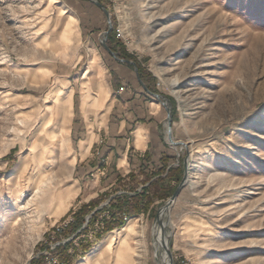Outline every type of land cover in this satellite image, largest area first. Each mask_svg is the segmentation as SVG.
Here are the masks:
<instances>
[{"label":"rangeland","instance_id":"374dc122","mask_svg":"<svg viewBox=\"0 0 264 264\" xmlns=\"http://www.w3.org/2000/svg\"><path fill=\"white\" fill-rule=\"evenodd\" d=\"M93 47L95 82L83 84ZM69 90L34 188L19 167ZM118 97L139 105L130 127L150 153L139 178L108 186L105 131L129 112ZM167 110L185 145L168 141ZM56 185L77 193L49 206ZM129 222L91 264H264V0H0V264H82Z\"/></svg>","mask_w":264,"mask_h":264},{"label":"bare ground","instance_id":"6f19581e","mask_svg":"<svg viewBox=\"0 0 264 264\" xmlns=\"http://www.w3.org/2000/svg\"><path fill=\"white\" fill-rule=\"evenodd\" d=\"M69 21H71V18H69V17L64 18V24H63L64 29H66V26L69 23ZM88 55L90 56V59H89V62L85 66V73H87V76L85 77L83 84H86L87 81L88 82L91 81V83L95 82L94 70H95V67L97 64L98 52L96 51V49L94 47L89 48V54ZM98 82H100V85H101L99 87L100 88L103 87L101 80L98 79ZM94 93H97V92H94ZM70 94H71V90L64 92L62 95H60L56 98L55 104L57 107L59 106L58 110L56 112V123L51 124L50 126L46 125V123H45L34 134H32L31 139H30L29 151L26 152V154L23 156V159H22L23 164H22V166L19 167L20 174H22L23 176H26V179L28 180V182L29 181L32 182L34 188L37 187L36 185H38L40 182H42L45 179V177L47 176L48 171H49L48 166H49V164H51V161H50L49 157H47V156L51 155L52 149H49L46 152L44 150V148H42L43 142L41 141V138L44 135H46L49 138H52L54 136V132L57 128L56 127L57 124L60 127H63V125L67 124L69 116L66 114H63L61 108L65 104H68V106L71 105ZM87 96H89V94ZM104 96H105V94H102L99 96L95 95L94 101L97 102L99 105H106L105 109L107 111L110 107V103L106 104ZM99 117L101 120H103L105 118V113H102ZM52 146L53 145H51L50 147H52ZM190 171H191V165H189L187 172L189 173ZM58 187L59 186L49 187V189L47 190V196L44 197V201L46 203H48L49 206L58 204V202L60 200H63V198L65 200L69 196V193L74 191V190H75V193H77L76 192L77 189L73 188L72 186H71L72 188H69L66 191L60 190V188H58ZM15 217H17V216H14V218ZM12 221L16 222L17 219L15 218V220H12ZM131 227H132V222H129L121 230H117V232H115V234L111 233V235L108 236L107 238H105L104 241L100 244V246L97 249H95L89 253L88 258L82 264H91L92 257H96L98 255V252L100 249H104V247L106 248V244H105L106 242H110V240H112L116 237L120 238V236H121L120 233L122 231H124V232L126 231L127 233L130 232ZM123 235H125V234H123ZM127 237H129V235H127ZM123 245H126V246H123ZM127 245L128 244L126 243V241L122 240L118 245L117 254L120 255L121 254L120 252H125L128 249Z\"/></svg>","mask_w":264,"mask_h":264},{"label":"crops","instance_id":"0c3cea01","mask_svg":"<svg viewBox=\"0 0 264 264\" xmlns=\"http://www.w3.org/2000/svg\"><path fill=\"white\" fill-rule=\"evenodd\" d=\"M118 98L120 99H118L119 103L123 101L125 104L129 105V112L124 113L125 117L120 120L118 124L116 120L121 116L117 114L115 116L117 119H115L114 123H111V127H107L105 131L106 135L104 138H106V141H104V144L107 151L105 159H111L109 163L113 166H108V168L102 167L104 170L108 169L105 175L107 179L111 181L108 186L114 184L118 177L130 178L134 175L139 178V164L141 162V160L139 161V157H142L143 153L147 150L148 154L150 153V147L144 139L145 136L142 137L143 141L141 139L139 140V132L142 131V127H139V123L134 122V126L130 127L132 120L129 116L132 114L131 111L135 110L139 105H137V103L131 104L132 101L130 102V99L127 100V98L124 97ZM134 104L137 106L134 107ZM86 139H88V136L84 138L83 141H86ZM92 144L93 143H91V145ZM97 169L99 170V168ZM111 172H113V174Z\"/></svg>","mask_w":264,"mask_h":264},{"label":"trees","instance_id":"16d2710c","mask_svg":"<svg viewBox=\"0 0 264 264\" xmlns=\"http://www.w3.org/2000/svg\"><path fill=\"white\" fill-rule=\"evenodd\" d=\"M139 170H141L140 172L142 173V168L141 167H139ZM144 172V171H143ZM161 172L160 171H158V172H156V173H153V175H158V176H160L159 174H160ZM168 179H175L176 181H178L179 179L177 178V177H175L171 172H170V170H168L167 171V173H166V175H165ZM174 188L175 187H173L172 189H171V191L169 192V193H172L173 192V190H174ZM146 190V189H145ZM141 196V195H140ZM167 196V195H166ZM134 197V198H133ZM133 197H131L130 199H129V203H128V201L127 200H125L126 201V203H124L125 205H127V212H128V214H132V213H136V212H138L139 211V208L137 207L139 204H140V200H139V193L138 194H136L135 193V195L133 196ZM163 197V196H162ZM122 201V200H121ZM118 205V206H117ZM120 204L119 203H116L115 204V207H120L119 206ZM123 223H124V221H118L116 224H115V227H121L122 225H123ZM113 227H109V225H107V230H110V229H112ZM40 259H41V256H38V257H36V258H33L31 261H30V264H39L40 263Z\"/></svg>","mask_w":264,"mask_h":264},{"label":"water","instance_id":"95a60500","mask_svg":"<svg viewBox=\"0 0 264 264\" xmlns=\"http://www.w3.org/2000/svg\"><path fill=\"white\" fill-rule=\"evenodd\" d=\"M109 23V22H108ZM109 29H110V23H109ZM108 29V30H109ZM107 32V31H106ZM108 51H110V49H107ZM111 52V51H110ZM157 96V94H154ZM167 109V108H166ZM167 138L168 141L172 144V145H185L184 142L182 141H175L172 139L171 137V128H170V115H169V111L167 110ZM186 180V173H184L182 179L180 180L178 186L176 187L175 191L172 193V195L170 196L169 200L167 201L166 205L164 208L168 207L173 200L176 198L177 194L179 193L181 187L183 186L184 182Z\"/></svg>","mask_w":264,"mask_h":264}]
</instances>
